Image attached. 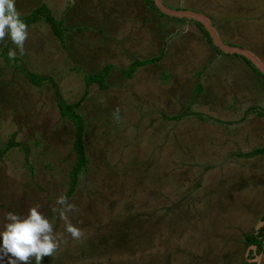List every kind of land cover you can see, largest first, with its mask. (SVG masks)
Segmentation results:
<instances>
[{
  "label": "rangeland",
  "instance_id": "rangeland-1",
  "mask_svg": "<svg viewBox=\"0 0 264 264\" xmlns=\"http://www.w3.org/2000/svg\"><path fill=\"white\" fill-rule=\"evenodd\" d=\"M162 2L204 15L264 63V0ZM41 4L61 38L41 19L23 56L0 52V224L5 211L39 205L63 233L51 211L63 194L82 235L63 233L42 264H264V241L260 252L246 244L264 225V155L253 154L264 146V79L144 0H15L21 19ZM105 65L106 88L92 84L80 101L84 77ZM26 73L47 79L34 85ZM55 90L80 101L86 124L88 168L69 196L73 125Z\"/></svg>",
  "mask_w": 264,
  "mask_h": 264
},
{
  "label": "clouds",
  "instance_id": "clouds-1",
  "mask_svg": "<svg viewBox=\"0 0 264 264\" xmlns=\"http://www.w3.org/2000/svg\"><path fill=\"white\" fill-rule=\"evenodd\" d=\"M28 26L15 8V0H0V41L7 37L15 48L9 47L6 55L13 60L24 55V41ZM73 205L65 195L55 198L51 211L64 222L63 233L78 239L82 235L79 227L68 219L67 213ZM0 224V264H42L43 257L54 256L63 242V233L55 231L51 220L39 211V205L28 207L23 213L5 211Z\"/></svg>",
  "mask_w": 264,
  "mask_h": 264
},
{
  "label": "trees",
  "instance_id": "trees-1",
  "mask_svg": "<svg viewBox=\"0 0 264 264\" xmlns=\"http://www.w3.org/2000/svg\"><path fill=\"white\" fill-rule=\"evenodd\" d=\"M145 4L148 5L152 10H154L157 14H159L158 16L160 17H165L163 14H161L157 8L154 6L152 0H144ZM51 12L50 10L44 5L41 4L39 7L35 8L30 14L29 16H26V18H23V21L26 23V25L28 26L29 24H33L32 22H36L38 20H44V22H46L47 24H49L51 31L53 34H55L58 38H61V31L59 30V22L56 21L55 19H53V17L51 16ZM169 18V17H168ZM193 22V21H190ZM196 27L199 28V30L201 31L203 37L205 38V40L211 44V40L208 36V34L206 33V31L203 29V27L196 22H193ZM229 45H231L230 43H227ZM213 50L217 53V54H222L225 55L224 53L220 52L215 46L212 45ZM1 54L3 55L4 59L6 61H8L7 57H6V50H4L2 48V50L0 51ZM235 58H239L241 59L244 63H246L251 70L256 73L257 75L261 76L264 79V75H262L257 69H255L252 64L247 61L245 58L238 56V55H233ZM158 59L157 57H153V58H148V59H144V60H135L131 65H129L127 71L121 72L123 77H131L132 73L134 72V70L139 67V66H143V65H150V64H154V62H156ZM112 70V68L108 65H105L100 71H98L95 74H89L86 77H84V83H85V88L83 91V96L80 99V101L83 100V98L85 97V95L87 94V89L90 85L92 84H98V86L101 89H105L107 84H106V75L109 73V71ZM26 78L34 85H39L41 82H43L45 79H47V77L41 76V75H35L32 73H26ZM197 90H199V87L197 88ZM56 91V105L59 109L60 115L64 118H67L73 125V142H72V150L74 152L75 155V162L73 163V165L70 168V172H69V189H68V193L67 196H69L75 188L76 185V180L78 175L85 171L88 168V159L86 157V153H85V144H84V139H85V133H86V124L85 121L82 117V115L78 112L75 111V109H77L80 105V101H77L76 103H65L61 97L59 96L57 90ZM177 118V119H176ZM179 117H174L173 120H179ZM12 138H10V143H12ZM9 143V145L6 146V148H8L11 144ZM253 154H262L264 155V146L256 149L253 151ZM263 241H264V225L262 227H260L258 229V231L255 234H250L248 236H246V244L248 245H253L254 247L257 248V251L260 252L261 248L263 246ZM247 264V263H244Z\"/></svg>",
  "mask_w": 264,
  "mask_h": 264
},
{
  "label": "water",
  "instance_id": "water-1",
  "mask_svg": "<svg viewBox=\"0 0 264 264\" xmlns=\"http://www.w3.org/2000/svg\"><path fill=\"white\" fill-rule=\"evenodd\" d=\"M157 10L169 17L187 19L196 23H199L208 34L211 43L222 53L238 55L249 61L252 66L257 69L262 75H264V63L260 61L254 54L250 53L246 49L238 46H232L222 41L217 34L212 23L202 14L183 9H173L164 5L162 0H152Z\"/></svg>",
  "mask_w": 264,
  "mask_h": 264
}]
</instances>
